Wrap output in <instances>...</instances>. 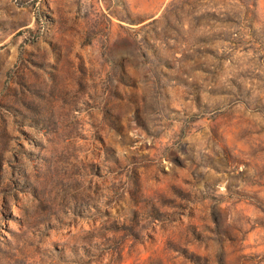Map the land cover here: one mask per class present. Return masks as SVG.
I'll list each match as a JSON object with an SVG mask.
<instances>
[{
    "label": "rangeland",
    "instance_id": "rangeland-1",
    "mask_svg": "<svg viewBox=\"0 0 264 264\" xmlns=\"http://www.w3.org/2000/svg\"><path fill=\"white\" fill-rule=\"evenodd\" d=\"M0 264H264V0H0Z\"/></svg>",
    "mask_w": 264,
    "mask_h": 264
}]
</instances>
